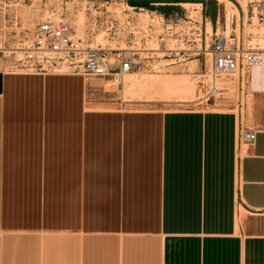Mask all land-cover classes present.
Returning a JSON list of instances; mask_svg holds the SVG:
<instances>
[{
  "label": "crops",
  "instance_id": "crops-1",
  "mask_svg": "<svg viewBox=\"0 0 264 264\" xmlns=\"http://www.w3.org/2000/svg\"><path fill=\"white\" fill-rule=\"evenodd\" d=\"M63 93L0 63V264H264V112L249 146L235 110L108 115L99 131L71 118L63 130ZM42 172L52 232L12 222L40 198Z\"/></svg>",
  "mask_w": 264,
  "mask_h": 264
},
{
  "label": "rangeland",
  "instance_id": "rangeland-1",
  "mask_svg": "<svg viewBox=\"0 0 264 264\" xmlns=\"http://www.w3.org/2000/svg\"><path fill=\"white\" fill-rule=\"evenodd\" d=\"M130 1L132 0H0V45L6 49H14L20 44H28L34 39L38 25L56 13L73 26L78 39L83 40L92 48L111 49L117 51L118 54H121L119 52L121 50L141 51L140 56L145 58L149 57V54L143 51L160 49L159 37L166 22L186 18L190 14L196 16L203 8L204 15L212 21L210 17L218 15L220 8L218 1L215 4L209 1V9L206 11V5H204L206 0H169L176 3L155 4L149 8L132 7ZM238 1L246 7L247 0ZM187 2L203 4L204 7L184 8L181 6ZM224 6L225 4L221 7L222 19L224 18ZM233 9L236 11L235 7ZM215 23L213 22L214 25ZM101 36L103 39L99 42ZM1 63L8 69L9 66L11 67V61ZM167 65L168 62L158 60L152 64V68L141 74H135L136 80L143 82L135 86L125 84L126 78L124 84H118L112 80L87 79L81 75L60 72L30 75L11 68L10 72L21 76L58 79L62 85L67 83L71 86L72 95L70 97L69 94H62L64 95L62 97L63 130L71 118L76 120L73 125L75 128L71 129L81 131L85 130L88 117L92 116L93 130L99 131L102 129L104 116H123L132 112L189 107L218 111L235 110L244 124L243 129L255 130L251 126L256 115L264 112V94H255L254 101H252L248 93L249 85L244 87L238 85L239 90L221 92V95L207 101L205 98L209 88L206 86L203 89L202 84L199 83V75L205 73L203 61L194 60L186 65L177 64L168 67ZM120 66L121 55L117 58V64L111 68L112 72L119 71ZM192 86L197 88L194 92L196 100L185 102L190 100ZM106 124L114 125V122L109 120ZM42 173L45 177L50 176L49 180L45 178L41 186L30 188L31 195H38L40 198H24V210L20 211L22 217L12 222L20 228L30 227L37 228L40 232H52L53 211L55 210V199L52 198L53 172ZM61 190L63 197L69 194V187L64 181ZM67 199L61 198L60 209L62 211L68 209Z\"/></svg>",
  "mask_w": 264,
  "mask_h": 264
},
{
  "label": "built area",
  "instance_id": "built-area-1",
  "mask_svg": "<svg viewBox=\"0 0 264 264\" xmlns=\"http://www.w3.org/2000/svg\"><path fill=\"white\" fill-rule=\"evenodd\" d=\"M236 8L238 13L231 22L226 6L224 18L219 10L215 25L204 15V8L196 16L166 22L159 37L160 49L143 51L149 54L145 58L140 56L141 51L121 50L118 54L111 49L92 48L77 38L66 19L53 13L38 25L28 44L14 49L0 45V63L11 61L12 70L30 75L60 72L124 84L126 76L141 74L158 60L168 62L167 67L203 61L205 73L199 75V83L203 89L208 86L205 100L210 101L223 92L218 87L223 77H238L239 85L244 87L250 72L264 65V0H247L246 7L236 0ZM209 22L212 32L208 30ZM119 55L120 70L112 72ZM240 139L243 145H253L256 131L243 129Z\"/></svg>",
  "mask_w": 264,
  "mask_h": 264
},
{
  "label": "bare ground",
  "instance_id": "bare-ground-1",
  "mask_svg": "<svg viewBox=\"0 0 264 264\" xmlns=\"http://www.w3.org/2000/svg\"><path fill=\"white\" fill-rule=\"evenodd\" d=\"M165 1H167V0H164L161 3H155V4H163V3H165ZM220 2L223 3V4H225L226 11H227V19H228L229 22H231L233 15L238 13V10H237L235 4L233 2H231L230 0L229 1L228 0H221ZM166 4H171V3H165V5ZM181 6H184V8L185 7H192V6L198 7V8H201L202 7L201 4H198V3H190V2L183 3ZM244 6L245 5H243V7ZM233 7H235L236 11L233 9ZM84 20L85 19L82 17V21H84ZM208 30H209V32H212V25L210 24V22L208 24ZM102 39H103V37L101 36L99 38V42ZM125 78H126L125 84H127L128 86H135V85H138V83H143L141 81H137L136 80L137 77L135 78V75L134 74L128 75ZM238 85H239L238 77L233 78V79H221L218 82V87H219L220 91H223V93L224 92H233V91H235L236 89H238ZM246 85H249V87H248L249 88V92L248 93H249V98L252 101H254L255 93L264 94V65L261 68L253 69L250 72L249 82H248V84L245 83L244 86H246ZM193 86L191 87L192 94H191L190 100L189 101L186 100L185 102H194V100H196L195 99L196 96H195V93L194 92H195V89H197V88H195ZM245 89H246V87H245Z\"/></svg>",
  "mask_w": 264,
  "mask_h": 264
},
{
  "label": "water",
  "instance_id": "water-1",
  "mask_svg": "<svg viewBox=\"0 0 264 264\" xmlns=\"http://www.w3.org/2000/svg\"><path fill=\"white\" fill-rule=\"evenodd\" d=\"M164 0H132L130 1V5L136 8H149L153 6L155 3H161ZM165 3H176L175 1H165Z\"/></svg>",
  "mask_w": 264,
  "mask_h": 264
},
{
  "label": "trees",
  "instance_id": "trees-1",
  "mask_svg": "<svg viewBox=\"0 0 264 264\" xmlns=\"http://www.w3.org/2000/svg\"><path fill=\"white\" fill-rule=\"evenodd\" d=\"M216 16H217V14H215V15L213 16V20H214V21L216 20Z\"/></svg>",
  "mask_w": 264,
  "mask_h": 264
}]
</instances>
